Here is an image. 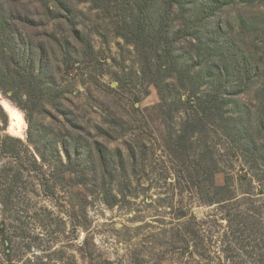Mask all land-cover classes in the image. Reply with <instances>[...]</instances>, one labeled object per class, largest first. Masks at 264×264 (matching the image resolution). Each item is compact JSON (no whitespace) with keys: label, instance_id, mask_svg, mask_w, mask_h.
<instances>
[{"label":"trees","instance_id":"16d2710c","mask_svg":"<svg viewBox=\"0 0 264 264\" xmlns=\"http://www.w3.org/2000/svg\"><path fill=\"white\" fill-rule=\"evenodd\" d=\"M40 2L48 15L69 26L75 42L91 54V47L76 29L73 10L65 1ZM75 2L88 3L93 10L110 14L115 35L136 52L148 85L143 94L152 86L158 103L140 111L139 96L133 95L134 108L141 115L148 112L158 117L162 127L158 138L175 173V185L194 193L202 205L217 206L228 230L234 226L239 233L251 228L256 245L254 262L264 264V43L253 46L251 55L245 53L234 42L231 23L226 19L235 4L262 7L264 0ZM112 12L117 15L114 17ZM241 26H249L252 31L256 23L242 20ZM64 58L65 67L77 62L71 61L66 52ZM56 84L55 73L43 60L41 49L32 48L19 34L0 25V92L25 112L28 124L26 142L8 135L7 115L0 107V160L16 168L11 180L21 179L25 172L36 178L48 196L54 197L65 190L64 185L85 188L98 180L106 189L112 179L125 178L129 171L146 174L145 153L138 145L126 143L122 156L109 152L94 137L82 136L89 133L76 117L67 119L63 102L69 91L67 87L55 89ZM48 109L59 115L61 130L66 132L55 133L50 140L45 127L42 132L32 121L34 110L48 114ZM127 125L118 118L109 133L103 134L111 135L114 141L129 136L134 142L141 129ZM112 172L115 175L111 176ZM220 174L221 184L217 182ZM4 177L9 174L0 166V203L6 207L11 204L12 190L1 182ZM48 177L55 182L49 183ZM122 188L120 185L118 194H123ZM186 217L181 213L178 220ZM181 224L182 253L205 259L197 242L198 230H193L187 220ZM6 230L5 221H1L0 238L8 249Z\"/></svg>","mask_w":264,"mask_h":264},{"label":"rangeland","instance_id":"374dc122","mask_svg":"<svg viewBox=\"0 0 264 264\" xmlns=\"http://www.w3.org/2000/svg\"><path fill=\"white\" fill-rule=\"evenodd\" d=\"M64 1L73 10L76 29L88 42L91 54L75 42L65 22L47 14L40 0H0V25L19 34L32 48L41 49L43 60L55 73V89L67 87L69 91L63 102L67 119L76 117L89 133L82 136L94 137L109 152L122 156L130 141L141 147L148 167L146 174L129 171L125 178L112 179L106 189L97 180L85 188L64 185L65 190L51 197L25 172L21 179L12 181L16 168L2 158L0 166L9 177L1 182L12 190V196L10 205L0 203V222L7 225L9 241L6 249L0 238V264H257L251 228L239 233L234 226L228 230L217 206L202 205L194 193L175 185V173L158 138L162 131L158 117L144 112L143 118L133 104V95H138L140 111L151 108L158 103L156 91L149 86L143 94L148 85L139 59L134 49L115 35L114 18L93 10L88 3ZM226 19L231 23L234 42L245 53L251 55L253 46L264 43V6L235 4ZM242 20L255 22L256 28L250 31L249 26L242 27ZM65 52L71 61H77L72 66L62 63ZM1 101L21 112L25 124L21 132L11 127ZM0 107L8 119L6 133L26 142L25 112L1 92ZM118 118L128 128L135 125L141 129L134 142L129 136L114 141L111 135H104ZM32 121L42 132L45 127L49 140L55 133L66 134L61 130V118L50 109L48 114L34 110ZM47 179L55 182L52 177ZM222 180L223 175H218L217 182ZM120 185L122 195L118 194ZM181 213L187 215L188 225L198 230L197 242L205 259L182 253L179 234L186 220H178Z\"/></svg>","mask_w":264,"mask_h":264},{"label":"bare ground","instance_id":"6f19581e","mask_svg":"<svg viewBox=\"0 0 264 264\" xmlns=\"http://www.w3.org/2000/svg\"><path fill=\"white\" fill-rule=\"evenodd\" d=\"M1 104L11 118V127H13L16 132H21L23 126L25 125L21 112H19L16 108L11 106L6 101H1Z\"/></svg>","mask_w":264,"mask_h":264}]
</instances>
